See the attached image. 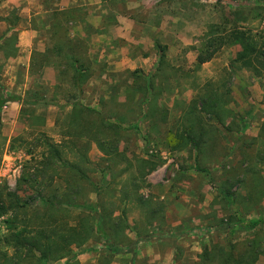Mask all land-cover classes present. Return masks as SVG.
<instances>
[{
	"label": "rangeland",
	"instance_id": "1",
	"mask_svg": "<svg viewBox=\"0 0 264 264\" xmlns=\"http://www.w3.org/2000/svg\"><path fill=\"white\" fill-rule=\"evenodd\" d=\"M80 9L77 16L87 13ZM99 10L95 17L107 19V30L116 16L130 21L123 25L129 36L100 40L92 31L91 54L84 41L75 46L80 64L90 71L81 89L68 60L52 52L62 40L53 43L51 36L46 56L55 57L62 70L55 83H19L9 93L11 83L0 76L7 94L26 90L24 100L0 106L3 251L13 256L3 240L21 230L28 239L57 245L49 259L18 253L17 264H113L158 253L171 256L172 264H198L205 245L264 234V227L244 226L264 218V160L258 155L264 149V68L235 62L240 43L222 45L210 61L196 62L210 40L234 28L263 42L262 0H108L105 12ZM5 15L0 21L19 19L15 10ZM116 50L123 51L124 64L109 66L100 54ZM214 93L225 100L222 124L204 111L202 101ZM73 103L99 115L74 112ZM191 125L203 131L206 153L198 166L192 145L184 141L171 150L168 144L170 131L186 133ZM242 126L244 136L256 140L239 147ZM71 200L78 204H58ZM98 213L110 228L119 227V252L90 230ZM59 247L66 256L55 260ZM136 264L152 263L143 258Z\"/></svg>",
	"mask_w": 264,
	"mask_h": 264
},
{
	"label": "trees",
	"instance_id": "2",
	"mask_svg": "<svg viewBox=\"0 0 264 264\" xmlns=\"http://www.w3.org/2000/svg\"><path fill=\"white\" fill-rule=\"evenodd\" d=\"M264 3V0H262ZM81 7L78 8H71V9H62L55 11L53 14L54 21L52 23L51 33L54 37L61 39V43H55L54 47H52V52L55 51L56 56H63L68 60L69 65L72 66L73 75L72 80L75 83L78 89L80 88L81 83H83L90 74V71L87 67L83 69V66L80 64L79 58L76 57V54L73 52L74 48L77 44H83V41L78 38H70L68 35V23L74 22L75 19H80L82 16H77L76 13L79 12ZM85 14V13H84ZM83 14V15H84ZM216 28V26H215ZM215 40L218 42V47H215ZM258 39H255L254 36L247 35L245 32L240 31L239 29H232L229 32H225L220 35L218 38H214L207 43V49L201 50L198 52L196 56L197 64H203L205 62L210 61L216 51L217 48H220L222 45L225 44H232V43H240L241 50L237 53L235 57V62L241 63L243 66L248 67L250 69L258 70V67L264 68V41L261 42ZM157 47L161 52L165 51V47H160L157 44ZM212 48V49H208ZM48 53L44 55V59H48ZM163 56V55H162ZM161 56V57H162ZM77 64H79L77 66ZM62 71V70H61ZM147 90H149V83L146 86ZM0 93L4 94L3 98L0 97V106L4 105L6 102L10 101H18L21 98L16 95L7 94L1 87ZM214 94H209L207 96L206 101H202L206 106L204 111L210 116L216 119L217 122L222 124V117L220 114L223 111L222 104H225V100H221L220 97L213 96ZM72 109L74 112L76 111H85L92 114L99 115V112L93 110L87 106L82 105L81 103H73ZM163 113H166L165 109H163ZM109 127H114L112 125H108ZM186 133H173L172 131L169 132L168 135V144L171 150L180 148L185 141V143L190 144L195 148L196 155H195V164L197 165L203 159L201 154H205V149L201 147V143H203L202 133L203 131H199L196 129V126L189 127L185 131ZM239 134L237 136V145L241 147L244 145H251L255 138H246L243 134V126L238 130ZM248 139V143L245 141ZM222 150V148H221ZM51 152L53 153L54 157H58L59 153L51 147ZM215 153V151H214ZM260 159L264 160V149L258 152ZM227 156V155H226ZM225 156V157H226ZM224 158V157H223ZM220 165V164H219ZM198 166V165H197ZM74 170L79 172L82 177L87 178L83 173L75 165H70ZM199 170H204V167H199ZM90 181V180H89ZM91 182V181H90ZM93 184V183H91ZM249 196V195H248ZM254 196H249L248 200H254ZM77 205L76 201H58V204L62 203ZM53 204V202L51 203ZM99 218L96 223V226L90 227V230L97 235H100L105 240V245H109L115 252H119L120 249H116V245L122 243L119 239V227L117 228H110L108 223L105 220V217L98 213ZM124 222V219L123 221ZM235 223H238V220H235ZM230 222H227V225ZM244 226L251 228V229H261L264 227V218H259L255 221L247 222ZM76 231V229L74 230ZM24 233L20 231L11 232L10 235L4 238L3 243L7 244L12 248L14 254L13 256H9L7 251L1 248L0 246V264H17L13 262V259L16 254L24 252L29 256H35L38 254V258L49 259L51 256V249L53 245H57L55 242H47L45 244L39 243L36 241L37 239L34 238L28 239L24 237ZM39 237L48 238L49 235H42L39 233ZM0 240V244H1ZM79 242L80 243H83ZM129 246L132 248L135 245V242H130ZM63 248L59 247L55 251H58L59 254L56 256L55 260L62 259L66 256L65 253L61 252ZM175 250H178V246L175 245ZM264 257V234L260 235V231L251 238L244 239L241 241H232L231 239L227 242L226 245H222L220 243H212L210 246L205 245L203 247L202 253L199 255V262L198 264H257L259 259ZM176 260V258H175ZM174 262V261H173ZM66 264H79L77 260H72ZM175 264V263H174Z\"/></svg>",
	"mask_w": 264,
	"mask_h": 264
},
{
	"label": "crops",
	"instance_id": "3",
	"mask_svg": "<svg viewBox=\"0 0 264 264\" xmlns=\"http://www.w3.org/2000/svg\"><path fill=\"white\" fill-rule=\"evenodd\" d=\"M108 0H0V16L11 10L17 12L19 17L15 23L10 20L2 19L0 21V76L4 83H11L6 85L7 92H11L12 86L19 83H55L57 74L61 70L59 61L48 58L44 59L45 51L47 49V40L51 36V40L55 43L54 37L49 31L51 30L54 21L53 14L55 11L62 9H71L78 7H85L87 13L82 18L75 19L74 22L68 23V35L70 38H78L87 44L88 53L92 52L93 34L98 36L100 40L125 39L129 35L124 34L123 25L130 21H124V18L115 17L112 24H109V30L106 28V21L104 17L96 18L97 7L100 8V13L105 12ZM28 16V22L25 20ZM31 16L34 22L31 24ZM2 18V17H0ZM131 23V22H130ZM130 34V33H129ZM104 61L109 63V66L123 65V51H110L100 54ZM106 56V57H105ZM110 56H116L110 57ZM2 82V81H1ZM27 87V85H24ZM21 100L26 94L23 90L17 94ZM24 94V95H23ZM18 101H10L11 105H15ZM180 226L179 223L174 225ZM143 242H139L141 244ZM141 250V249H140ZM158 253V252H157ZM159 255L156 257H141L137 255L131 259L118 258L113 261V264H136L138 260L147 258L149 263L157 264H172V257H163ZM137 259V261H135Z\"/></svg>",
	"mask_w": 264,
	"mask_h": 264
}]
</instances>
